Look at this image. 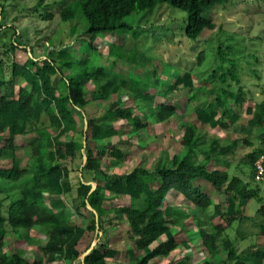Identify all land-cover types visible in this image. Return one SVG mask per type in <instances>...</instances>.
<instances>
[{"label": "trees", "instance_id": "16d2710c", "mask_svg": "<svg viewBox=\"0 0 264 264\" xmlns=\"http://www.w3.org/2000/svg\"><path fill=\"white\" fill-rule=\"evenodd\" d=\"M230 1H58L61 4L59 20L73 24L76 37L85 36L88 40L82 43V49L79 48L80 56L72 55L68 51L69 45L54 47V40L50 39L44 59L29 57L24 65L12 63L10 78L5 80L0 77V89L3 90L0 95V137L5 131L8 135L6 139L0 138V143L3 140L0 157L5 152L13 155L11 166L0 169V185L10 189L11 193L8 195L9 206L0 210V264H30L20 252H6L5 240L19 230L31 231L36 227L45 230L47 248L58 253L51 256L58 260L77 258L80 255L77 246L81 239L87 231H96L98 241L89 248L81 264H107V259L118 252L107 247L105 233L108 227L117 226L122 219L129 225L130 235L135 238V247L143 252L137 255L132 252V264H150L154 258L167 259L178 248L172 229L188 231L194 224H197V236L201 238L209 257L217 255L221 247L226 255L221 263L206 259L201 264H264V248L259 249L251 243L238 251L234 240L228 234L238 215L241 218L246 217L245 203L255 199L260 201L257 193L261 192L259 183L264 182V176L261 179L255 178L254 164L264 151L259 149L249 153L248 163L252 168L250 178L259 184L253 189L240 177L230 178L226 170H208V165L213 161L225 163L224 157L232 152L236 143L224 147L216 139L207 140L195 125L189 123L182 125V153L173 154L171 158L160 156L153 161L151 168L139 165L119 174H108L102 171L99 160L108 157L112 167L121 168L126 154L117 138L120 140L125 131L122 127H115V123H126L129 128L126 135L129 138L136 136L150 124L164 123L178 116L174 105L158 102L159 95L187 90L192 92L187 97L190 103L202 91L207 92L208 96L215 94L211 100L201 102L193 110L198 123L221 129L235 124L239 115L229 106L230 100L237 107L247 101L239 72V61L246 64L254 61L257 64L259 59L254 54L237 59L233 54V38L217 39L221 45L216 46L215 52L211 53L214 65L210 72L206 71L202 76L203 83L212 84L209 88L207 85L194 87L193 82L194 70L198 72V67L206 62V50L198 54L197 66H192L191 70L179 69L181 73L173 80L169 78L166 81L156 69H146L141 74H135L130 71L122 72L119 68V62L135 64L144 69L149 61L154 62L149 51L153 43L160 40V32L165 33L179 50L186 43L184 39L197 42L204 30L215 27L207 15L208 12L215 5H225ZM44 2L45 0H39L37 5L41 6ZM162 7L169 10L166 20L152 21L150 25L160 29L154 32L151 29L153 40L140 44L138 41L141 35L133 32V27L126 18L141 12L155 14ZM176 9L185 13L186 18L175 11ZM4 16L5 0H0V48L2 53L8 54L14 52L22 41L19 32L16 33L12 31V27L3 24ZM40 17L47 20L52 18V14L42 11ZM179 19L184 22L183 29L174 26V21ZM161 27L166 29L162 31ZM171 30L177 33L174 40L169 35ZM114 32L131 34L135 43L129 50L112 45L102 60L103 56L95 42L100 35H111ZM94 54L97 60L93 59ZM205 66L208 67L209 64ZM253 74L256 76L257 72L253 71ZM53 78H56V82ZM16 79L21 81L17 92L14 88ZM91 83L95 85V90L90 92L88 100L87 87ZM118 93L127 95L131 105L120 106L113 103L99 117L87 115L85 108L89 102L108 99ZM136 110L139 115L135 113ZM246 110L248 114L253 113L247 123L249 132L256 125L261 131L264 101ZM79 111L87 119V136L83 129H79ZM42 113L49 116L51 127L37 130V138L31 143L32 155L28 159V165L21 168L14 151L15 139L25 133L28 122L37 121ZM242 128L246 129L244 126H241V130ZM62 136H67L68 141H59ZM203 143L205 147H202ZM76 158H80V161L84 158L85 161L81 166L79 179L72 183L70 166ZM98 176H103L104 182L93 189L87 182L96 181ZM201 182L210 186L215 193L225 195L224 200L215 203L203 191ZM74 187L75 199H80L79 206L84 209L90 207L93 212L89 218H85L84 225V220L80 224H69V218L63 211L65 201L60 197L51 199L54 195L70 194ZM171 192H177L179 197L188 202L186 211L168 202L167 196ZM107 196H125L129 202L127 205L110 206L107 204L110 197ZM75 199L73 204L78 212ZM258 212L264 218L262 201ZM260 231L264 234V219L260 222ZM21 237L22 243L31 240L29 236ZM57 238L63 240L59 242ZM154 243L156 245L153 247ZM33 264H42L41 257ZM167 264H193V260L190 256H185L177 261L170 260Z\"/></svg>", "mask_w": 264, "mask_h": 264}, {"label": "rangeland", "instance_id": "374dc122", "mask_svg": "<svg viewBox=\"0 0 264 264\" xmlns=\"http://www.w3.org/2000/svg\"><path fill=\"white\" fill-rule=\"evenodd\" d=\"M38 1L39 0H5V18L3 24L12 27V31H15L16 33L19 32L22 41L21 45L12 53L4 54L2 53L3 50L0 48V77H3L5 80L10 78L12 63L24 65L29 57H34L36 60L44 59L46 46L50 39L54 40V47L56 48H59L62 44L69 45L70 48L68 51L76 57L80 56L79 48L82 49V43L88 41L85 36L76 37L75 32H73V29L75 28L73 24L64 23L59 20L61 4L58 3V1L60 0H45L41 6L37 5ZM35 7H38V9L35 10ZM42 11L50 12L52 18L47 20L41 18L40 12ZM175 11L178 10L176 9ZM168 12L169 10L167 8L162 7L155 14L141 12L139 14H132L127 17L126 20L133 27V32L141 35L138 42L140 44H145L153 40L150 30L154 29V32L155 30L160 29V27L157 28V26H151L150 24L152 21L155 22L154 20H156L157 22H161L166 20L165 17L168 15ZM180 13L186 18L185 13ZM180 13H178L179 16ZM207 15L211 18V22L215 27L204 30L197 42H189L184 39L186 43H183L179 50V48H176L177 45L172 44L169 37L165 36V33L160 32V40L153 43L151 50L149 51L150 56L155 60L154 62L149 61L145 66V69L136 66L135 64L119 62V68L122 72L128 73L130 71L135 74H141L146 69H156L157 73L161 74L166 81H168L169 78L173 80L183 69L188 68L191 70L192 66H197V63H199L197 58L198 54L202 50H206V62L198 67V72L194 70L193 82L194 87L207 85L209 88L212 84L203 83L202 76L206 71L210 72L214 65V57L211 53L212 51L215 52L214 48L216 46L221 45L217 42V39L233 38L232 42L235 46L233 54L237 59L239 57H245L247 54L257 55L259 59V63H257L258 65L255 64L254 61L249 64H246L244 61H239V72L244 85V91L247 94V101L241 104V107H237L236 104L230 100L229 106L239 115L235 124H231L226 129H221L210 128L208 125L198 123L193 110L200 106L201 102L211 100L215 94L208 96L207 92L202 91L198 94L197 98L193 101L191 100L190 103L187 101V97H190V93L192 92L187 90L175 91L164 96L159 95L158 102L174 105L177 108L176 113L178 116L173 117L164 123L150 124L148 127L140 130L136 136L133 135L129 138H127L129 128L126 123L123 121L115 123V127H122L125 131V135L127 134L126 136H122L120 140L117 138L122 144L121 149L124 150L126 154L123 157L121 168L112 167L110 164V158L108 157L99 158V160L102 171L108 174H119L121 172L129 171L139 165L151 168L153 161L160 156H168L171 158L173 154L182 153V125L185 123L195 125L198 132L203 134L207 140L216 139L219 144L224 147L236 143L232 152L224 157L226 160L225 163H217L213 161L208 165V170H226L230 178L236 176L248 182L250 189H253L256 185L258 186L260 184L262 187L261 192L257 193V198H260V201L255 199L249 203H245L244 215L246 217L241 218V216L238 215L228 231V234L234 240L238 251L248 247L251 243L256 245L259 249H263L264 234L260 231V222L264 218L258 210L261 201L264 205V182L257 184L251 180L252 168L248 162L249 153L259 149L264 151V121L262 123L263 127L261 131L256 125L252 127V130L249 132L247 123L252 118L253 113L248 114L246 109L252 107L254 104L264 101V0H231L225 5H215ZM174 26L178 29L180 27L183 29V20L179 19L174 21ZM165 29L162 28L161 30L164 31ZM176 34L177 33L173 32V30L170 31L169 35L172 40L177 37ZM134 40L135 39L132 38L131 34L114 32L111 35H100L95 42V46L103 56V60L112 45H118L123 49L129 50L134 45ZM176 41L179 44L181 43L179 39H176ZM142 48H144V46ZM185 56L188 59H186ZM93 59L97 60L95 54ZM207 63L209 64L208 67L205 66ZM174 69H178V71ZM179 69H181V71ZM253 71L257 72L256 76L253 74ZM53 81L56 82V78H53ZM19 85H21V81L20 79H16L14 81L15 92H17ZM25 86L28 88L27 85ZM94 90L95 85L92 83L88 85L87 91H89V95L86 97L88 100L90 99V92H94ZM2 94L3 90L0 89V95ZM113 103L120 106L131 105V101L127 98V95L118 93L111 95L108 99H96L93 102L91 101L85 109L88 116L99 117ZM135 113L139 115L137 110ZM78 117L79 129H83L87 136L89 133V130H87V119L80 111ZM51 124L52 122L49 116L46 113H42L37 121L28 122L26 124L24 134L16 137L14 151L17 155V162L21 168H26V165H28V159L32 155L31 143L37 138V130L50 128ZM241 126L246 127V129L243 130L242 128L241 130ZM7 137L8 135L5 131L0 138L6 139ZM59 141L66 142L68 141V137L62 136ZM0 145L3 146V140ZM202 147H205V143H203ZM12 156L11 152H5L4 155L0 157V169L11 166ZM84 161V158L82 161H80V158H76L73 164H71L70 169L72 170L70 172V179L72 183H76L77 179H79L81 175L80 169ZM95 180L96 181L93 182H87L92 185L93 189L97 184H103L104 177L98 176ZM202 186L203 191L209 194L210 198L213 199L215 203L224 200L225 195L215 193L214 190L206 184L202 183ZM0 190V210H5L10 202L8 196L11 194L9 192L10 189L1 184ZM58 197L65 201V208L63 211L69 218V224H80L81 220H84V225L86 221L85 218H89L88 216L90 213H93L91 209H84L79 206L80 199H75V187L70 194L61 196L54 195L51 199H57ZM107 197H110L107 202L110 206L127 205L129 202L128 198L125 196ZM167 198L168 202L175 207L184 209L185 211L189 207V205H187L188 202L179 197L177 192H171L168 194ZM74 199L76 201L75 203L78 204V212L76 206L72 204ZM46 205L48 206L47 203ZM172 230L178 242V248L172 252L167 259L154 258L150 261V264H167L170 260L177 261L185 256H190L193 260V264H201L206 259H209L213 263H221L225 259L226 255L222 247L217 255L212 258L209 257L208 252L202 245L201 238L197 236V224L190 226L188 231H182L175 228ZM44 233L45 230L37 227L31 231L19 230L6 238L4 249L9 254L20 252L19 254L26 258L30 264L38 261V258L40 257L42 259V264H81L82 259L87 254L89 248L93 247L98 241V238H96V231H87L77 246L80 255L73 260L63 259L57 261L53 260L51 256L52 254L58 253L47 248L48 239ZM24 235L27 237L29 236L31 240L22 243L20 239L23 238L21 236ZM105 239L107 247L118 252L112 258L107 259V264H132V252L135 255L143 253L135 247V238L130 235V228L125 219H122L117 226L108 227L105 233ZM58 240L61 242L63 239ZM155 243L152 245L153 247L156 245Z\"/></svg>", "mask_w": 264, "mask_h": 264}, {"label": "built area", "instance_id": "2783aa9c", "mask_svg": "<svg viewBox=\"0 0 264 264\" xmlns=\"http://www.w3.org/2000/svg\"><path fill=\"white\" fill-rule=\"evenodd\" d=\"M255 178L261 179L264 176V155L260 156L254 164Z\"/></svg>", "mask_w": 264, "mask_h": 264}, {"label": "crops", "instance_id": "0c3cea01", "mask_svg": "<svg viewBox=\"0 0 264 264\" xmlns=\"http://www.w3.org/2000/svg\"><path fill=\"white\" fill-rule=\"evenodd\" d=\"M72 204H73V203H72ZM87 208L91 209L90 207H87ZM64 213H65V212H64ZM88 252H89V250L87 251V253H88ZM56 258H57V257H55V258L52 257L53 260H57V261L60 260V259L58 260V259H56ZM60 261H61V260H60Z\"/></svg>", "mask_w": 264, "mask_h": 264}]
</instances>
